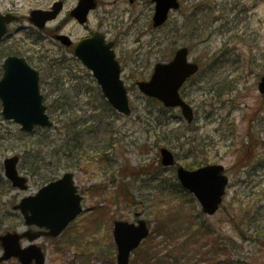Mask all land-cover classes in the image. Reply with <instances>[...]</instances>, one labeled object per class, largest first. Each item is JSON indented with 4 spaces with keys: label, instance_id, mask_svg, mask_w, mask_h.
Masks as SVG:
<instances>
[{
    "label": "rangeland",
    "instance_id": "obj_1",
    "mask_svg": "<svg viewBox=\"0 0 264 264\" xmlns=\"http://www.w3.org/2000/svg\"><path fill=\"white\" fill-rule=\"evenodd\" d=\"M58 1L0 0L2 11L23 18L32 9H49ZM66 1L71 9L77 0ZM180 3L167 25L154 29L152 0H98L91 27L109 30L120 42L122 78L133 109L129 117L110 107L82 65L70 63V76H65L67 71L56 66L57 44L46 40L44 46L51 52L43 53L48 62L42 90L53 127L24 133L19 124L3 118L0 103V235L26 232L15 207L72 173L84 212L58 238L36 241L46 252L47 264H117L115 222L142 219L153 232L159 217L203 227L200 243L207 250L212 242L224 243L222 254L232 256L231 264H264V95L259 91L264 77V0ZM15 27L24 29L16 40L27 28L32 30L28 21ZM65 32L72 38L86 34L74 22ZM183 47L201 66L182 89L184 100L194 108L192 123L180 109L164 108L137 87L139 81L150 80L158 63L170 62ZM162 148L171 150L177 165L190 171L225 167L229 186L214 216H206L181 187L175 167L162 165ZM14 156L21 157L18 170L28 178L26 191L14 188L5 176L4 162ZM138 256L135 252L130 264H136ZM218 261L225 264L221 257Z\"/></svg>",
    "mask_w": 264,
    "mask_h": 264
},
{
    "label": "water",
    "instance_id": "obj_2",
    "mask_svg": "<svg viewBox=\"0 0 264 264\" xmlns=\"http://www.w3.org/2000/svg\"><path fill=\"white\" fill-rule=\"evenodd\" d=\"M153 2L156 4L153 18L155 28L165 25L170 13L180 8L178 0ZM96 8L97 0H82L75 14L81 23H85L89 12ZM60 10L61 4L57 3L54 12L36 11L32 14V21L44 28L48 21L57 18ZM13 21V17L0 14V40L7 34L8 25ZM57 39L65 45L70 44L66 36ZM189 54L188 48L179 49L172 61L157 64L151 79L138 82V87L145 96L162 102L166 108H181L183 116L191 123L194 111L183 100L180 90L190 78L199 73L200 66L189 61ZM75 55L93 72L109 105L118 113L131 116L129 92L122 79V67L116 58L113 44H106L96 34L92 39L81 42ZM259 91L264 94V77L259 84ZM0 98L4 119L21 125L23 132H33L37 127H53L41 94L39 72L25 60L17 57L6 60L0 82ZM160 152L163 166L176 165L172 151L162 148ZM19 162V156L5 160V175L14 188L25 191L28 189V179L19 174ZM177 177L183 189L194 195L205 214L213 216L218 212L229 184L223 166H205L194 171L179 167ZM15 209L21 212L30 230L22 234L7 232L0 235V246L3 249L0 263L16 259L20 264H46V253L35 242L43 237L58 238L84 212L83 196L75 185L74 175L68 173L44 186L36 195L24 198ZM32 227L38 231L34 232ZM150 232L148 223L142 219L137 224L116 221L114 242L118 250L117 264H130L132 254L150 236ZM25 239L32 243L29 247H23Z\"/></svg>",
    "mask_w": 264,
    "mask_h": 264
},
{
    "label": "flooded vegetation",
    "instance_id": "obj_3",
    "mask_svg": "<svg viewBox=\"0 0 264 264\" xmlns=\"http://www.w3.org/2000/svg\"><path fill=\"white\" fill-rule=\"evenodd\" d=\"M82 0H77L76 4L73 6L71 9H67V4L66 0H60L58 2H55L51 8L49 9H42V8H35L29 11L28 16L26 17H21L18 16V14H15L14 11H2L1 10V2H0V14L7 16L9 15L10 17H14L15 20L8 25V33L7 35L0 41V81L4 75V64L5 61L9 57H17L20 59H23L26 61L28 65H30L33 69L37 70L40 75V88L41 92L43 94L42 90V82H43V76H44V67L47 66V57L44 56L43 53L51 52L49 51L45 46V42L47 39H52L57 44V49L58 52H60L59 56L56 59V66L59 68L62 72L67 71L65 76H70L71 72V66L69 65L70 63L76 64V66L82 65V69L86 72H88L92 77V80H94V75L93 73L88 70L86 67H84L83 63L75 56V51L78 47V45L85 41L92 39L96 34L100 35L102 37V40L104 39L106 44H113L114 50L117 56V59L119 60L118 57V48H119V40L117 37L112 36V32L109 30H94L91 27V16L94 14L96 11H91L87 15V20L85 23H81L79 19L77 18V15L75 14V11L80 7ZM131 3L135 2V0H130ZM56 3L61 4V10L58 14L57 19L54 21L48 22L44 29H38L35 24L32 21V13L34 11H52L54 8V5ZM28 21L31 26L32 30L29 31L30 29L27 28V33L25 36H23L21 39L16 40L17 35L21 31H23V28H16L15 25L21 23V22H26ZM60 21L54 29H51L49 25L53 23H57ZM74 22L76 26L83 28L86 31L85 35H82L81 37H76L72 38L71 34H67L65 32L66 26ZM35 31V32H34ZM67 36L69 38V45H65L61 40L57 39V36ZM18 45H23V47H18ZM14 47H18V51L16 52H7V50L13 49ZM20 49H23V52H21ZM20 50V51H19ZM62 51H66L72 55L71 58H67L66 56L63 55ZM51 65L54 63V61H50ZM121 63V61L119 60ZM122 65V64H121ZM53 67V66H52ZM123 69V66H122ZM72 79V78H71ZM96 80V79H95ZM0 103H2V99L0 98Z\"/></svg>",
    "mask_w": 264,
    "mask_h": 264
},
{
    "label": "trees",
    "instance_id": "obj_4",
    "mask_svg": "<svg viewBox=\"0 0 264 264\" xmlns=\"http://www.w3.org/2000/svg\"><path fill=\"white\" fill-rule=\"evenodd\" d=\"M173 220L159 217L154 231L144 242L147 246L143 244L137 251L140 259L136 264H220V257L225 264L232 263L230 254H222L226 249L224 243L212 242L208 250L200 243L203 227L176 224Z\"/></svg>",
    "mask_w": 264,
    "mask_h": 264
}]
</instances>
